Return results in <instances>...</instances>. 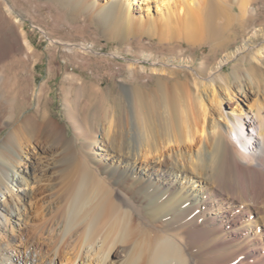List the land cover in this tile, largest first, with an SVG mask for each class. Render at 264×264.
<instances>
[{
  "label": "bare ground",
  "instance_id": "bare-ground-1",
  "mask_svg": "<svg viewBox=\"0 0 264 264\" xmlns=\"http://www.w3.org/2000/svg\"><path fill=\"white\" fill-rule=\"evenodd\" d=\"M60 1L71 6L72 13L86 2L54 0L56 5ZM258 1L158 0L162 7L156 8L164 12L157 21L160 26L173 25L191 46H196L193 35L203 21L207 38L215 44L223 28L234 33L246 29ZM145 7L149 11L148 3ZM13 10L0 0L1 22ZM89 10L102 23L112 17V26L123 25L122 32H113L119 42H126V31L151 37L156 28L154 19L144 23L134 17L130 0H109L99 9L91 3ZM262 26H255L250 39ZM244 48L251 52L243 61L254 80L248 85L239 82V88L245 101L250 95L257 97L249 109L236 112L233 105L238 106V100L233 97L230 102L216 101L217 117L202 106L194 113L189 105L192 89L199 95L204 84L229 88V77L221 73L230 61L228 53L216 63V70L190 69L182 77L163 74V82L153 88L146 87L151 79L132 89L80 84L86 88L87 107L114 94L135 102L131 113L124 103L119 113L114 111L117 126L112 132L103 128L95 138L93 129H86V141L79 138L77 126L75 137L69 138L65 128L49 117L42 87L35 111L21 117L27 109L21 104L25 96L21 76L31 77L37 63L18 57L1 64L0 132L8 131L0 142V196L10 195L7 202H0V229L8 223L23 228L28 217L24 204L35 198L34 191L25 189L30 181L37 187L42 184L37 189L42 200L58 186L63 226L61 241L48 257L34 243L26 253L0 244V264H58L62 244L74 231L78 239L72 253L64 255L66 264H264V69L259 65L264 62V46ZM66 81L71 90L79 82L74 77ZM87 136L94 137L89 141ZM98 237L97 253L93 243Z\"/></svg>",
  "mask_w": 264,
  "mask_h": 264
},
{
  "label": "rangeland",
  "instance_id": "rangeland-1",
  "mask_svg": "<svg viewBox=\"0 0 264 264\" xmlns=\"http://www.w3.org/2000/svg\"><path fill=\"white\" fill-rule=\"evenodd\" d=\"M6 1L13 6L14 10L12 12L13 18L11 15L5 22L0 20V65L15 61L18 57V59L27 60L26 62L31 64L37 63L31 77L21 76V85L25 93L24 99H21V104L27 107L21 117L35 111L37 94L42 87L49 117L65 128L69 138L75 137V126H77L81 140L86 139V129L92 128L93 135H96L95 138L103 128L108 132H112L113 126H117L116 120L113 121L112 119L113 114H115L114 111L119 113L118 110L122 103L130 113L135 107L134 100H127V98L118 97L115 94L112 99L98 100L94 105L97 109H94V106L87 107L86 88L80 87L82 83L92 84L103 90H106L109 85H113L115 89H132L151 79L146 87H154L157 81H162L161 79L165 78L161 77L163 74L182 77V75L191 73L190 69L198 73H207L212 67V70H216V63L223 55L229 53L230 61L223 66L221 73L229 77L231 87L229 86L225 90L214 85L211 87L210 84H204L203 89L200 88L199 95L192 89V95L188 102L193 112L196 113L198 108L202 106L204 109L206 108L212 117H217L216 101L218 100L225 103L230 102L233 97L234 100H238V106L233 105V109L238 112L237 110L241 108L249 109L257 98L250 95L249 99L245 101L244 96L241 95L242 90L239 88V82L248 85L251 83V79L254 80L248 64L245 63L246 56H249L251 52H249V49H245L244 46L249 47V45H252L256 48L255 50L264 46V0H259L253 5L255 9L254 19L248 23L246 29L243 31L237 30L234 33L231 29L223 28L222 38L216 41L215 44L207 38L209 34L203 27V21L199 22L193 35L196 46L188 45L181 40V32L174 31L173 25H159L157 19L164 11H161L159 7L156 8L157 5L161 6L158 0H149L148 2L146 0H130L134 17H141L144 23L147 22V18L154 19L156 28L151 33L152 38L148 34L139 33V31H135V33L126 31L124 39H126V42L129 40L127 43L119 42L113 38L114 31L117 33L123 31L124 27L121 23L112 26L114 22L112 17L102 23L95 12L89 10L91 3L99 9L109 0H86L84 6L79 7L73 13L70 10L71 6L61 3V1L58 2V5L55 4L54 0ZM170 1L178 3L179 0ZM146 3H148L150 12L146 10ZM261 23L263 25L261 32L256 33L257 36L250 39V36L255 33L253 31L255 26ZM102 26L107 29L110 27V29L105 31ZM217 27L220 29L222 25L218 24ZM198 35L200 36L198 37ZM166 39L168 40L166 41ZM248 39L251 42L246 43ZM138 40L140 41L137 43ZM256 63L258 64V62ZM259 65L264 69V62ZM69 77H74L79 81L77 82L78 86H74V91L67 86L66 80ZM10 84V80L6 81L7 86ZM182 85L185 87L183 83ZM193 92L194 98L192 97ZM234 100L231 102H234ZM9 105L7 104L8 107ZM104 117L108 119L103 120L105 123L101 121L105 119ZM2 122H0V126H2ZM129 124L131 125V118ZM100 126L104 127L101 128ZM110 128L111 130H109ZM7 131L8 129H4L0 132V142ZM87 137L91 141L94 136ZM1 145L3 146V143H0ZM2 153L4 156L6 155V152ZM41 186L42 184H39L38 187L41 188ZM38 187L30 181L29 187L25 188L26 191H34L35 194V200L33 199L32 203L29 205L28 202L26 205L24 204V207L28 209L25 224L23 228H18L8 223L4 230L0 229V244L2 246L5 244V248L26 253L29 243H34L37 251H40L43 256H47L56 249L61 241L63 211L60 208L63 205L59 201L58 186L51 187V191L47 192L48 194H46L44 200L41 199L42 197L37 196ZM15 194L21 196L16 190ZM9 195L0 196V202H7ZM56 196L57 199H55ZM43 202L44 206H42ZM81 229V227L76 229L77 233ZM75 232H72L63 242L64 252L60 254L58 264H66L65 253H72L78 239L74 236ZM94 242H92L93 246L98 253L99 247L97 246L100 245V237L95 239ZM37 263L40 264V262L33 264Z\"/></svg>",
  "mask_w": 264,
  "mask_h": 264
}]
</instances>
